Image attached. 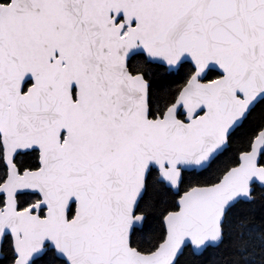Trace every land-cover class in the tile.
I'll return each instance as SVG.
<instances>
[{
	"label": "snow or ice",
	"instance_id": "6c2138e0",
	"mask_svg": "<svg viewBox=\"0 0 264 264\" xmlns=\"http://www.w3.org/2000/svg\"><path fill=\"white\" fill-rule=\"evenodd\" d=\"M0 264H264V0H0Z\"/></svg>",
	"mask_w": 264,
	"mask_h": 264
}]
</instances>
